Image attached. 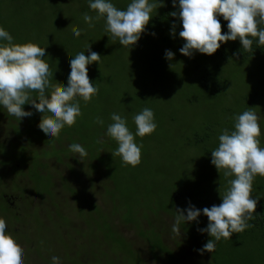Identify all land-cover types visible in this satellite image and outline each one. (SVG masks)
<instances>
[{
	"label": "rangeland",
	"instance_id": "rangeland-1",
	"mask_svg": "<svg viewBox=\"0 0 264 264\" xmlns=\"http://www.w3.org/2000/svg\"><path fill=\"white\" fill-rule=\"evenodd\" d=\"M122 1L112 0L117 8L123 4L120 3ZM127 1L130 3V0ZM163 4L164 6L159 7L156 13L153 12V17L173 7L172 0H163ZM85 12L92 16L96 15L94 10L89 9L88 0H48V2L47 0H15V2L0 0V26L10 32L16 44L32 42L46 47L44 59L51 67L53 84L58 81L61 86L67 85L72 56L82 51L88 55L86 51L89 44L92 51L101 55L99 65L93 63L88 66L90 81L98 85L99 93L92 102L85 104L83 100L80 101L82 110L80 118L85 123L86 132H91L84 137L91 140L98 138V141L102 139L103 142H99L100 144L108 141L118 147L114 140L104 135L107 129L105 124L101 127L87 120L92 111L97 112L105 122L108 119L109 123L112 122L110 115L113 112L125 115L130 130L135 133L133 116L144 107H150L154 111L158 126L151 135L136 137V142L143 145L141 163L136 167L125 166L121 157L117 155L109 154L102 157L106 148L100 154L93 155L97 150L94 149L96 147H92L87 163L79 167L76 162L73 165L76 170H72L68 167L69 159H63L62 163V160L59 161L50 150H46L44 153L46 161H50V157L54 155L57 164L69 171V178H63L61 171L56 168L54 169L55 178L59 180H54V176L50 180L42 179L31 171L21 172L13 168V164L28 162L20 155L21 153L30 160L35 159L28 146H32V132L34 130L41 132L39 128L41 114L31 105L25 104L23 108L26 111H32L33 115L26 118L24 124H27V128L23 132L19 133L18 125L12 124L13 129L7 128L9 131H15L13 134L17 138L14 139L13 136L6 138L9 146L11 141H14L7 149L10 152H6L11 153V169L6 168L4 175L9 178H12V174H16L14 177L19 173L26 175L34 193L48 196L47 200L43 201L44 205L40 206L37 197L28 194L27 201L21 197V202L17 201L18 205L15 209L21 211L19 209L24 206L25 211L22 216H16L1 201L2 196L9 189L20 190L18 184L25 185L27 181L18 179L19 183L16 184L11 179L9 180L12 185L10 188L0 184V217L6 220L8 230L25 252V264H51L53 255L61 257L63 264H76L79 254L89 255L91 251L84 247V244L73 242L72 237L86 241L87 235L92 242L100 236L106 241L121 239L129 243L128 238H123V233L124 236L129 235L133 238L139 247L145 243L147 246L151 242H157L162 235L164 242L173 241L170 244L171 250L168 256L178 252L180 248L186 250L188 254L187 249L203 246L210 239L207 233H201L198 230L207 226L208 219L201 215L198 223H182L180 225L181 241L177 243L175 242L177 235L172 232L177 215L176 210L185 209L189 204L201 210L219 205L221 197L229 187L227 180L232 178H225L223 171L218 172L211 164L210 152L218 146L221 130L224 128L232 130L234 116L245 111L247 107H255L254 110L262 116L260 146L264 147V97L255 94L264 89L260 85V79L246 77L248 71L256 73V67L247 62H242L240 65L229 64L225 72H221L220 78L209 79L202 86L201 69L211 64L202 60L195 64V55L192 57L182 55L179 49L184 41L170 34L172 25L168 26V23L152 17L146 26L145 33L128 53L124 46L119 45V42L114 41L111 34L106 32L103 19L94 21L95 27L90 28L83 20ZM77 28L83 29V32L79 38H74L72 33ZM77 39L79 42H76ZM166 50H171L175 54L172 61L165 59ZM32 97L36 98L35 91L32 92ZM3 114L8 121L12 120L13 117L8 113L3 112ZM40 142L49 146L51 141L48 142L46 137L41 136ZM63 152L73 156L69 149ZM1 161L0 174L2 168H5L1 166ZM94 161H104L109 175L106 176V172L100 171L91 182L92 186L98 187L103 184L104 189L111 187L110 195L116 200H125L133 211L128 215L122 213L116 216L111 212V207L106 211L98 207L99 214L93 217L86 212V200L82 201L78 197L80 194L76 189L72 191V194L74 197L78 195L77 202L72 207L66 205L61 209L65 214L74 217L78 227H68L67 223H63L65 220L59 219L56 215L57 219L51 218L50 214L59 210L56 208L55 211H51L48 206L51 203L52 207V204L57 201L56 184L59 189L67 193L70 192L69 181L71 180L75 185L77 184V188L88 187L87 179L84 177L87 178L89 174L94 173L91 167ZM67 171L64 173L65 176H68ZM99 190L102 192V187ZM63 191L60 193L64 196ZM183 191H192L193 196L176 200L174 194L179 192L180 195L185 196ZM94 196L100 204V194L94 192ZM252 196L264 197V178L259 176L256 178ZM135 197H137L136 200ZM117 217H125L124 219L131 222L135 230L133 228L130 230V225L121 224L122 233L118 231L116 222L121 218ZM139 217L145 220V224L147 223L146 229L137 223L136 220ZM85 223H88L89 227ZM60 224L65 226L68 237L60 233ZM14 226L16 230L22 227L19 234L13 231ZM141 235L146 237L145 241L135 238ZM232 240H234V234L230 240L222 239L217 242L214 252L218 255L219 252L228 249V253L233 254L232 264H264V243L261 240L247 239L240 247L233 243L229 244ZM21 244H29L31 249L27 250ZM67 246L70 248L74 246V249ZM164 248L169 249L168 245H164ZM138 252L142 254L140 250ZM209 255L211 253L194 254L192 252L190 261H197V264H212L215 261H211ZM205 258L208 259L207 262H204Z\"/></svg>",
	"mask_w": 264,
	"mask_h": 264
},
{
	"label": "clouds",
	"instance_id": "clouds-1",
	"mask_svg": "<svg viewBox=\"0 0 264 264\" xmlns=\"http://www.w3.org/2000/svg\"><path fill=\"white\" fill-rule=\"evenodd\" d=\"M172 4L178 11L170 15L182 22L179 37L184 44L179 51L186 57L197 52L211 56L228 41L239 40L245 51H252L254 42L264 45V28L260 27L264 24V0H172ZM163 6V0H130L127 8L122 10L112 0H88L89 9L96 15L85 12L83 20L93 28L94 21L103 19L106 32L129 53L145 33L153 12ZM218 16L227 21V32L222 33ZM82 32L83 29L77 28L72 35L79 38ZM170 34L175 36V25ZM13 41L10 32L0 26V107L19 121L33 115L32 111L23 108L25 104L31 105L41 114V132L48 142H54L65 127L75 126L82 116L80 101L87 104L98 95L99 87L90 81L88 66L99 65L102 57L91 50L90 44L86 51L88 55L82 51L72 56L67 85L61 86L58 81L52 83L53 73L44 59L46 47ZM174 55L171 50L165 51L167 61H172ZM33 91L36 98L32 97ZM254 109L247 107L235 115L233 129H222L218 146L210 152L211 164L218 172L223 171L225 178L232 177L227 180L229 187L221 197V203L202 210L191 204L176 210L172 232L180 238L182 223H198L201 215L207 217V226L198 230L207 233L210 239L198 250L200 252L212 253L217 242L230 240L234 233L253 227L249 221L257 215L255 210L259 200L252 196L253 183L258 176L264 178V147L260 146L262 116ZM110 119L112 122L107 125L104 135L118 145L112 155L120 156L125 166L140 165L143 145L136 142V137L151 135L156 130L154 111L144 107L133 116L135 133L130 130L125 115L113 112ZM95 123L103 127L105 121L98 116ZM69 151L78 154L77 159L81 162L88 155L87 149L75 142L69 145ZM0 264H25V252L8 230L3 217H0ZM51 264H63V261L53 255Z\"/></svg>",
	"mask_w": 264,
	"mask_h": 264
},
{
	"label": "trees",
	"instance_id": "trees-1",
	"mask_svg": "<svg viewBox=\"0 0 264 264\" xmlns=\"http://www.w3.org/2000/svg\"><path fill=\"white\" fill-rule=\"evenodd\" d=\"M12 2H15V0H12ZM120 3H123V4H120ZM120 3H119L120 4L119 9L123 10L127 8V3L129 2L127 0H123ZM173 11H178V8H174V7L167 8L162 14H160L159 16L153 17V18L155 20H160L163 23H166V24L168 23L169 24L168 26L175 25V35L179 37V32L182 30V22L179 20L178 17H172L170 15V13ZM217 18L221 22L222 33L227 32L228 31L227 21H225L222 16H218ZM260 27L264 28V24L260 25ZM76 42H79V40L77 39ZM79 45H82V44H79ZM194 55L196 58L194 59L195 64H197L201 60L205 63L209 62V64H211V66H205L201 69V76H203L202 86H204L208 82L209 79H213V78L217 79L218 77L220 78L221 72H225L227 65L229 64L240 65L242 62H247L249 64H254L257 72L254 73L252 71H248L246 72V77L248 79H254V78L256 80L260 79L261 80L260 85L264 89V45H257L254 42L252 46V51H245L242 48V45L240 44L239 40L228 41V42L222 43L220 48L211 56L206 55V54H200L198 52L195 53ZM255 94H258L259 96L264 97V90L260 93H255ZM24 110L26 111L25 108ZM3 112L7 113V111L3 107H0V147L2 148V150L0 151V160H2L1 166L5 167V168H2V171L0 174V184L10 188L12 185L10 184L9 180L11 179L16 184L19 183L18 179H20L21 181L26 180L27 183L25 185H21L19 183L18 185H19L20 190L12 191L11 189H9L8 191H6L7 193L3 194L1 201H3L7 209L13 212L14 215L22 216L25 211L24 206H22L23 207L22 209H19L21 211H18L15 209V207L18 205L17 201L19 200V203L21 202V197H23L22 199L26 201H27L26 195L28 194L31 196L37 197L40 201L39 202V206H40V205H44L43 201L44 199L47 200L48 195L40 196L34 193L31 189V185L29 184L27 180L28 177L26 175L19 173L18 176L14 177L16 174H12V178L6 177L4 175L6 168L11 169V166H10L12 164V160L10 158L11 153H6V152H10L7 149L11 146V144L14 141L12 140L9 146V143H7L8 139L6 138L9 136L10 137L13 136L14 139L17 138L15 134H13L15 131L13 132L9 131L7 130V128L10 127L11 129H13L12 124L14 126L18 125L17 128H19L20 126L19 133L23 132L27 128V124H24V123L26 121V118L28 117H24L18 121L14 116H12L13 117L12 120L8 121L7 119L4 118L5 115L3 114ZM98 116L99 115L97 112L92 111L90 113V116L87 117V120L95 122ZM109 122L110 121L106 119L105 128H107V125L109 124ZM88 126L90 127L89 123H88ZM90 133H91L90 131L86 132V126H85L84 121L81 118H78V121L75 126L65 127L60 134V138L56 139L54 142L53 141L49 142L48 144L49 146H46V145H43L44 143L40 142L41 136L45 137L44 135H42L43 133L34 130L32 132V140H33L31 143L32 146H28V147L31 150L30 153L35 156V159L30 160L26 157L24 153H21L20 155L25 157L28 160V162L26 163L18 162L19 164H13V168L17 170L19 169L21 172L22 171L26 172L27 170L31 171L32 173L41 177L42 179L50 180V178L52 179V177L54 176V180H59L57 177L55 178V170H54L58 168L61 171V175L63 178L65 179L69 178V171H67V168L64 167L66 169L65 170L62 166L58 165L55 160V157H58L59 161L62 160V163L64 162L63 159L65 160L69 159L68 163L70 162V164H68V167H70L72 170L73 169L76 170L73 167V165H75L76 162L78 163L79 167H82L84 164H86L87 160L90 158L89 157L90 151L93 150L92 147H96L94 149L97 150L93 155H96L97 153L100 154V152H102V150L106 148L103 151L102 157H105L106 155L114 153L115 150L117 149L116 148L117 146L115 144H112L108 141H106L104 144L102 143L100 144L98 142L99 140L98 138L96 139L93 138L91 140L88 137H84V135H88ZM104 133H106V131ZM25 139L28 140L29 138L25 137ZM74 142L83 145L87 149L88 155L82 162L77 159L78 154H73V156H71L70 154L67 155L68 153L63 152V150L69 149V145ZM46 150H50V152H52L55 155V157L54 155L50 157V161H46V157L44 156V153L46 152ZM78 165H76L77 168H78ZM91 167L94 170V173L89 174L87 178L84 177L85 179H87L86 185H89L88 187L82 186V187L77 188L76 187L77 184L75 185L73 180H71L69 181V188H70L69 191L70 192L67 193L66 191L59 189L58 185L56 184V193L58 194V197H55V198L57 199V201L52 204V207H51V203L48 206H50L51 211H55L56 208H58L59 210H57V212H54V213L52 212L50 214L51 218L54 217L55 219H57L58 217L61 220H65V222L63 221V223H67L68 227L77 226V223H76L77 221L74 219V217L71 216L70 214L68 215L65 214L61 209L62 207L66 205L72 207L77 202L76 198L78 195L74 197L72 194V191H76V189L79 191V194H80L78 197L82 201L83 199L86 200V212L93 217H96V214L97 215L99 214L98 207L103 208L104 211H106L107 208L110 209L111 207L112 208L111 212L114 213V215L116 216H118L117 214H122V213H125L126 215H128L129 213L133 211V209L128 207L129 205L125 202V200H116L115 198H113V196L110 195L111 187L104 189L103 184L102 186H98V187L92 186L91 182L95 180L96 176L98 175L100 171L103 170L102 172H106L105 174L106 176L109 175L107 171V166L105 165L104 161L103 162L94 161ZM66 171L68 172V176L64 175ZM7 173L9 174V172ZM23 186H26V187L24 188ZM101 187H102V192H100L99 190V188ZM3 189L6 190L5 187H3ZM60 191H63L65 195L63 196L62 193H60ZM94 192H96L97 194H100L101 196L100 204H98V202L95 200ZM183 192L185 196H182L180 195L179 192H176L174 194L175 195L174 198L176 200H179L180 198H191L193 196L192 191H183ZM13 193L14 195H9ZM87 198H89L88 201H87ZM136 198L137 197H135V200ZM257 198H259L256 210H255V214L257 215L255 216L253 220L249 221V223L252 224L253 227L245 230L242 233H234V240L230 241L229 244L233 243L236 246L240 247L247 239L261 240V242L264 243V197L257 196ZM31 207H34V206H31ZM39 213L41 212L39 211ZM117 218H121V219H118L119 220L118 222H116V227L118 231L121 232V227H120L122 226L121 224L130 225V230H132V228L133 230H135L134 226L132 227V223L124 219L125 217H117ZM140 218L141 217H139V219ZM139 219L136 220L137 223H139V226L142 227L143 229H146L147 223L145 224V220H141V219L139 220ZM147 221L149 224H151L150 220L147 219ZM62 224H60L59 226V231L62 235L67 236L68 232L65 229V226H63ZM85 224L89 227L88 223H85ZM21 229L22 227L18 230L15 229V226L13 227V231H15V233H18V234L20 233ZM122 236L124 239L128 238L129 243H126L122 241L121 239H116V240L111 239V240L106 241V239L100 238V236H98V239L94 242L89 240L90 239L89 235H87L86 241H81L77 239V237H72L73 242H75L76 244H84V247L89 248L91 251L89 255L85 254L83 256L79 254L78 257L76 258L77 259L76 264H152V263L153 264H197V261L196 262L190 261V254L192 252L194 254L195 253L197 254L200 252L198 250L203 248V246L195 247L192 249H187L185 247L188 250V254H186V250L180 248L178 252L168 256L167 254L171 250L170 244L173 241L164 242L162 239V235H161V238H159L157 242H151L147 246H146L147 243H145V245H142L140 247L137 246L134 239L130 238L129 235L124 236V234L122 233ZM135 238H141V239H144V241L146 239L144 235H141V237H135ZM180 241H181V238L177 236V239L175 240V242L178 243ZM164 245H168L169 249L168 250L165 249ZM21 246H25L27 250L31 249L30 248L31 245L29 244H21ZM67 247L70 248L69 246ZM143 247L144 249H142ZM146 247L148 248V251H146L147 250ZM133 248H137L138 250L142 252V254L139 253L138 250H135ZM70 249H74V246H72V248ZM228 251L229 250L226 249L223 252H219L218 255L214 252L215 254L211 253L212 256L209 255L208 257L211 259V261L212 260L215 261L212 264H217V263L218 264L220 263L221 264H232L233 254L231 253L230 255ZM201 253L208 254V252L206 251L201 252ZM263 254H264V244H263ZM207 260L208 259L205 258L204 262H207Z\"/></svg>",
	"mask_w": 264,
	"mask_h": 264
}]
</instances>
